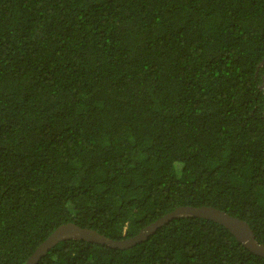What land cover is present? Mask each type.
<instances>
[{
	"label": "trees",
	"instance_id": "1",
	"mask_svg": "<svg viewBox=\"0 0 264 264\" xmlns=\"http://www.w3.org/2000/svg\"><path fill=\"white\" fill-rule=\"evenodd\" d=\"M264 0H0V264L59 227L122 241L184 207L264 245ZM37 264H264L179 217Z\"/></svg>",
	"mask_w": 264,
	"mask_h": 264
},
{
	"label": "water",
	"instance_id": "2",
	"mask_svg": "<svg viewBox=\"0 0 264 264\" xmlns=\"http://www.w3.org/2000/svg\"><path fill=\"white\" fill-rule=\"evenodd\" d=\"M263 64L264 60L261 65ZM261 88L264 90V85ZM179 217L203 218L216 222L228 229L235 236V238L251 253L264 258V245H261L256 241L253 231L246 222L234 218L216 208L184 207L167 214L162 219L143 229L138 235L122 241L106 238L96 231L88 228H80L74 224L63 225L59 227L54 233H52V235L39 246V248L25 264H37L52 247L57 245L59 242L71 239L84 240L94 244L105 245L113 249H129L146 240L148 236L153 234L154 231L161 225Z\"/></svg>",
	"mask_w": 264,
	"mask_h": 264
}]
</instances>
